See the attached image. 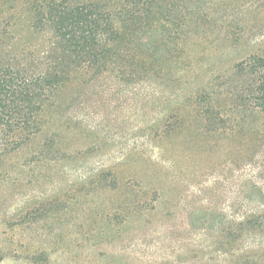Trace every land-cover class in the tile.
<instances>
[{
    "label": "rangeland",
    "instance_id": "obj_1",
    "mask_svg": "<svg viewBox=\"0 0 264 264\" xmlns=\"http://www.w3.org/2000/svg\"><path fill=\"white\" fill-rule=\"evenodd\" d=\"M236 13L163 46L145 32L163 50L150 73L76 78L39 133L0 132V264H264V114L221 96L212 131L195 110L258 49L235 41ZM0 18L15 50L45 48L22 0H0Z\"/></svg>",
    "mask_w": 264,
    "mask_h": 264
},
{
    "label": "trees",
    "instance_id": "obj_2",
    "mask_svg": "<svg viewBox=\"0 0 264 264\" xmlns=\"http://www.w3.org/2000/svg\"><path fill=\"white\" fill-rule=\"evenodd\" d=\"M22 6L27 33L46 46L15 50L0 18V132L7 137L28 140L39 133L43 107L76 78L150 73L148 57L163 51L155 45L221 10L238 12L233 24L244 35L235 33V41L249 34L258 49L234 66L224 92L199 93L195 110L212 131L222 120L221 96L230 109L264 114V0H22ZM145 32L155 45L144 43Z\"/></svg>",
    "mask_w": 264,
    "mask_h": 264
}]
</instances>
